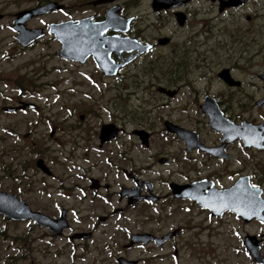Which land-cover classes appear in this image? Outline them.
Returning <instances> with one entry per match:
<instances>
[{
    "label": "flooded vegetation",
    "instance_id": "1",
    "mask_svg": "<svg viewBox=\"0 0 264 264\" xmlns=\"http://www.w3.org/2000/svg\"><path fill=\"white\" fill-rule=\"evenodd\" d=\"M99 1L88 3L91 14L85 18L74 19L62 3L64 7L56 12L67 17L32 26L41 19L37 17L26 25L42 29L45 35L22 47L23 51L53 38L57 60L73 68L53 85L58 87V126L51 127L49 136L40 142L33 140L32 130L28 132L24 138L33 141L32 148L29 142L26 147L8 148L17 161L13 172H8L16 187L30 191L35 179H30L29 171L34 169L41 175L40 192L56 191L68 204L72 202L60 204L56 214L42 212L55 227H41L42 231L70 242L83 262L99 251L111 255L110 261L117 264H144L147 257H128L140 249L152 254L150 264H158L161 251L168 250L166 257L179 258L181 239L182 246L195 256L203 251L199 239L207 222L232 220V236L250 256L254 247L264 258V58L259 62L250 56L249 45L239 51L237 36L220 37L207 24L189 42L177 46V38L181 42L182 35L193 29L189 28L191 8L199 0L157 12L150 0V13L166 17L163 28L172 22L169 35L162 28L147 33L139 27V17L127 14L125 0L95 4ZM204 1L224 15L253 0L224 9L222 1L227 0ZM116 7L122 23L95 36L102 43L96 53L67 57L63 34L57 38L49 31L53 23L76 25L85 19L98 26ZM181 13L183 25L178 21ZM201 38L203 46L194 45ZM100 59L106 66L101 67ZM90 65L93 72L83 71L90 70ZM31 78L24 87H16L20 95L40 92L41 86ZM14 102L9 106L13 110L3 112L40 114L36 100L26 102L20 96ZM106 125L113 126L118 135L103 139ZM31 150L34 157L27 158ZM23 157L28 162H21ZM16 177H23L25 183ZM230 206L233 210L225 209ZM254 206L261 209L259 219L244 215ZM181 213L178 226L161 229L162 222L175 221ZM60 223L64 228L59 233ZM169 235L165 243H159ZM133 236L144 238L132 244Z\"/></svg>",
    "mask_w": 264,
    "mask_h": 264
},
{
    "label": "rangeland",
    "instance_id": "2",
    "mask_svg": "<svg viewBox=\"0 0 264 264\" xmlns=\"http://www.w3.org/2000/svg\"><path fill=\"white\" fill-rule=\"evenodd\" d=\"M53 1L65 4L69 8V12L73 13L74 19L85 18L91 14V7L88 6L91 0H0V15L3 16L0 19V190L16 194L25 200L34 211H41L49 215L56 214L60 204L69 205L72 202L68 204L66 199L56 191H51L48 195L40 192L41 175L34 169L29 171L30 179H35L34 186L30 191H25L26 187L22 185L16 187L14 180L9 178L8 172H13L12 168H16L17 161L14 162V157L9 154L8 148L16 144L26 147L29 141L27 142L24 137L31 130L34 135L33 140L40 142L43 136H49L51 127L58 126V87L56 89L53 85L58 83L67 72H73V68L71 65L57 60L55 56L57 46L53 38L48 37L35 49L23 51L12 28L13 21L19 12ZM123 3L126 6L127 14L139 17L137 25L143 27L147 33L158 31L161 28L165 35L171 33L172 22L163 28L166 25V17L159 19L150 13V0H125ZM247 4L241 10H233L220 15L218 10L213 9L207 1L199 0L191 8L192 21L189 28L193 29L182 35L181 42L178 37L176 45L189 42L190 36L204 30L207 24L212 26V31L220 37L231 34L237 36L239 51L249 45L250 56H254L256 61L260 62L264 58V0H253ZM63 16L65 14L53 12L51 15L43 16L32 22L31 25L44 26L56 22ZM226 30L230 32L226 33ZM203 40L201 38L194 45L202 47ZM194 67H199V65H194ZM93 69V66L90 65V70L83 69V71L93 72ZM34 73L38 75L41 73V76L37 75L36 79L31 78ZM30 78L33 79L32 83L41 86L40 92L24 97L23 94L20 95L17 88L21 87L20 85L24 87ZM20 96L26 102H35L36 100L35 103L40 106V114L29 112L8 115L3 112L4 107L13 106L16 103L14 100ZM112 99H116V97L112 95ZM105 120L107 119L104 118L103 121ZM90 121L93 124L95 120ZM100 122L97 121L95 124ZM29 143L31 148L34 147L33 141ZM36 148L39 149V145ZM34 153L35 151L31 150L27 158H33ZM26 160L23 157L21 162ZM11 164H13L12 167ZM15 180H22L25 183L23 177L20 179L16 177ZM183 216V213L176 214L175 221L162 222L161 229L178 226V221ZM231 223L232 220H224L222 223L207 222L206 231L199 239L203 251H198V254L195 253V256H191L182 246L183 239H181L177 243L180 248L179 258L166 257L165 254L168 250L161 251L158 264H259V262L253 261V258L244 250L242 242L232 236ZM129 227L133 228L134 226L130 224ZM184 237H188V235L186 234ZM71 245L70 242L66 244L64 239L46 236L41 227L33 223L13 222L0 216V264H117L115 260L114 262L110 261V257L113 259L111 255L101 254L99 251L92 252L83 262L82 257L79 253L74 252ZM151 256L152 254L149 252H142L138 249L133 250L128 257L133 259L147 257L144 259V264H150Z\"/></svg>",
    "mask_w": 264,
    "mask_h": 264
},
{
    "label": "water",
    "instance_id": "3",
    "mask_svg": "<svg viewBox=\"0 0 264 264\" xmlns=\"http://www.w3.org/2000/svg\"><path fill=\"white\" fill-rule=\"evenodd\" d=\"M116 0H101L99 2H95V4H104V3H113ZM192 0H154L153 1V9L154 11H162L173 9L180 5L186 4ZM249 0H227L222 1L224 3V8L231 7H239L244 5ZM64 6L59 4L58 2H50L46 5L24 10L19 12L16 15V19L13 22V29L17 32V40L22 47H28L30 44L38 41L42 37H44V33L42 29H28L26 23L38 16L49 14L53 11H57L62 9ZM119 7H116L107 15V21L103 24H98V26L93 25L91 20L85 19L80 20L78 24H74L73 22H68L65 24H52L50 26V33H53L57 38H59V34H63L64 36V52L67 53V57H73L78 59V55H82L84 52L93 51L99 49L102 46V43L97 39L104 32L110 29H117V27L122 23L119 18V14L115 13ZM222 10V8H221ZM2 15H0V19H2ZM179 24L183 25L185 21V16L181 13L179 14ZM130 20H126V24H128ZM66 35V36H65ZM117 44L119 42H116ZM120 44V43H119ZM118 44V45H119ZM71 53V54H69ZM69 54V55H68ZM73 54V55H72ZM65 54H63L64 56ZM99 63L101 67H104L105 63L100 59ZM106 66V65H105ZM33 106V105H29ZM12 108H4V111H11ZM118 135L117 130L114 129L111 125H106L102 129L101 136L103 139L108 140L111 137H115ZM40 165V163H39ZM240 206V211H243L244 207ZM249 208V209H248ZM246 213L244 215L255 216L258 219L260 218L261 209L258 206L248 207ZM233 210V207L230 208ZM252 210V211H251ZM0 214L4 215L6 218L11 219L12 221H28L33 220L36 224L42 227H49L51 230H55L54 223L49 219V217L45 216L39 212H33L31 208L22 200H19L17 196L13 194H6L0 192ZM58 232L64 228V225L60 223L58 225ZM177 235V233L175 234ZM144 237L142 236H133L132 244L138 243L142 241ZM169 236H166L159 240V243H165ZM253 259L256 262L264 263V258L261 256L258 248H251L250 250ZM177 255V254H176ZM126 264H137V262H126Z\"/></svg>",
    "mask_w": 264,
    "mask_h": 264
}]
</instances>
